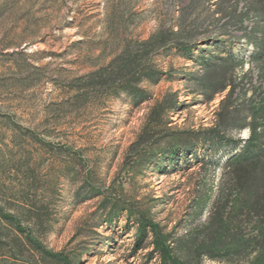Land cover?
<instances>
[{"label":"rangeland","instance_id":"obj_1","mask_svg":"<svg viewBox=\"0 0 264 264\" xmlns=\"http://www.w3.org/2000/svg\"><path fill=\"white\" fill-rule=\"evenodd\" d=\"M248 1L0 0V205L10 212L27 209L19 202L26 196L38 208L31 216L42 223L22 219V224L33 228L48 250L90 247L80 253V264H157V252L150 262L145 260L153 236L146 249L131 256L140 218L145 215L163 233L183 231L191 210V182L202 174L211 190L218 173L203 175L195 165L161 174L144 168L138 158L130 160L126 149L152 101L134 108L123 93L80 100L68 86H76L87 72L107 63L123 39L144 40L183 12L196 40L227 31L239 36L231 43L234 53L248 58L255 48L244 38V29L229 23L228 14H216L219 6L243 12ZM253 22L249 17L244 23ZM222 24H227L225 29ZM154 61L164 70L170 68L176 79H164L150 91L156 97L176 91L185 106L172 114L171 125L211 126L221 96L208 104L191 94L186 76L197 71L193 64L162 54ZM235 77L237 91L245 90L241 98L252 95L250 84L264 92V71L260 78L254 62L246 60ZM247 134L243 130L235 135ZM84 177L95 181L91 186L100 195L76 204L72 195ZM106 201L118 211L115 219L96 228V235L80 234L84 221ZM198 212L203 220L206 207Z\"/></svg>","mask_w":264,"mask_h":264},{"label":"trees","instance_id":"obj_2","mask_svg":"<svg viewBox=\"0 0 264 264\" xmlns=\"http://www.w3.org/2000/svg\"><path fill=\"white\" fill-rule=\"evenodd\" d=\"M247 4L243 12L234 6L229 10L219 6L216 14H228L229 23L244 29V38L255 48L248 58L234 53L231 43L239 36L226 30L196 40L194 28L187 25V13L183 12L177 21L159 25L144 40L123 39L107 63L87 72L76 86H68L75 92V99L80 100L123 93L134 108L152 101L126 149L130 160L138 158L144 168L161 174L187 171L195 165L203 175L209 171L218 173L211 190L202 174L191 182V210L183 231L161 233L143 215L131 256L146 249L148 238L153 236V248L145 254L147 262L157 252L161 256L157 264H204V260L264 264V92L250 84L252 95L241 98V91L245 90L237 91L239 83L235 77L236 70L250 60L262 78L264 0H249ZM249 17L254 18L251 26L244 23ZM221 35L227 38L222 40ZM158 54L180 57L193 64L197 71L186 79L192 84L191 94L203 103L209 104L221 96L211 126L179 129L171 125L172 114L185 106L178 101L176 91L166 90L159 97L150 91V86L164 79H176L170 68L164 70L155 63L154 56ZM243 130H247L246 137L235 135ZM89 182L88 177L81 179L72 195L74 203L100 195ZM25 197H19L27 208L24 210L19 207L10 212L0 205V264H80V253L90 247L67 252L48 250L33 228L22 224V219L35 225L39 221L31 216L38 208ZM204 206L206 214L201 220L198 208ZM117 215L116 208L108 207L106 201L84 221L79 233L94 235L96 228L104 222L111 223Z\"/></svg>","mask_w":264,"mask_h":264}]
</instances>
